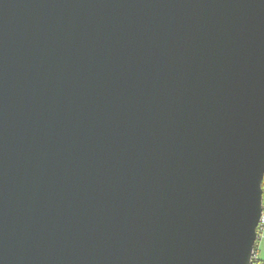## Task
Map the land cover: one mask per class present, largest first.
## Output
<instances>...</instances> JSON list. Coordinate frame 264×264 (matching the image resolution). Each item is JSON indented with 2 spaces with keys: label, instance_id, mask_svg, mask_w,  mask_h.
<instances>
[{
  "label": "water",
  "instance_id": "1",
  "mask_svg": "<svg viewBox=\"0 0 264 264\" xmlns=\"http://www.w3.org/2000/svg\"><path fill=\"white\" fill-rule=\"evenodd\" d=\"M264 0H0V264H253Z\"/></svg>",
  "mask_w": 264,
  "mask_h": 264
},
{
  "label": "rangeland",
  "instance_id": "2",
  "mask_svg": "<svg viewBox=\"0 0 264 264\" xmlns=\"http://www.w3.org/2000/svg\"><path fill=\"white\" fill-rule=\"evenodd\" d=\"M258 257L264 261V229L261 230L258 240Z\"/></svg>",
  "mask_w": 264,
  "mask_h": 264
},
{
  "label": "trees",
  "instance_id": "3",
  "mask_svg": "<svg viewBox=\"0 0 264 264\" xmlns=\"http://www.w3.org/2000/svg\"><path fill=\"white\" fill-rule=\"evenodd\" d=\"M258 252L259 250H258V241H257L256 248H255V258H254L253 264H264V261L258 257Z\"/></svg>",
  "mask_w": 264,
  "mask_h": 264
},
{
  "label": "built area",
  "instance_id": "4",
  "mask_svg": "<svg viewBox=\"0 0 264 264\" xmlns=\"http://www.w3.org/2000/svg\"><path fill=\"white\" fill-rule=\"evenodd\" d=\"M263 229H264V213H263L262 220H261L259 228H258V238H257V240H259V235L261 234V230H263Z\"/></svg>",
  "mask_w": 264,
  "mask_h": 264
},
{
  "label": "snow or ice",
  "instance_id": "5",
  "mask_svg": "<svg viewBox=\"0 0 264 264\" xmlns=\"http://www.w3.org/2000/svg\"><path fill=\"white\" fill-rule=\"evenodd\" d=\"M260 187H261L262 189H264V182H261Z\"/></svg>",
  "mask_w": 264,
  "mask_h": 264
},
{
  "label": "bare ground",
  "instance_id": "6",
  "mask_svg": "<svg viewBox=\"0 0 264 264\" xmlns=\"http://www.w3.org/2000/svg\"><path fill=\"white\" fill-rule=\"evenodd\" d=\"M258 241V240H257Z\"/></svg>",
  "mask_w": 264,
  "mask_h": 264
}]
</instances>
